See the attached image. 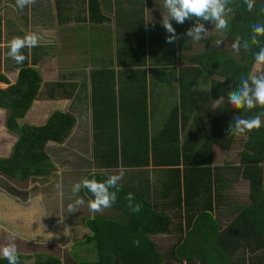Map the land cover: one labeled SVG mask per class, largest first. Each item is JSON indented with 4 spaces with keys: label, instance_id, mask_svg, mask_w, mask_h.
<instances>
[{
    "label": "trees",
    "instance_id": "16d2710c",
    "mask_svg": "<svg viewBox=\"0 0 264 264\" xmlns=\"http://www.w3.org/2000/svg\"><path fill=\"white\" fill-rule=\"evenodd\" d=\"M87 1L88 9L84 13L87 11L90 20L96 17L97 23L105 21L96 3ZM258 1L253 12L249 13L243 6V0H230L229 7L233 11L228 15L229 30L225 32L227 43L232 45L237 37L241 38L242 43L245 40L250 42L252 26L264 23V0ZM237 4L241 6L237 7ZM55 8L60 23L71 19L72 10L65 11L59 3ZM78 13L73 8V18H79ZM131 16L113 40L115 60L108 59L107 66L101 68L95 67V59L89 60L90 65H93L88 75L92 125L95 141L99 138L105 145V164L115 165L116 144L112 131L120 124L129 133L125 146L129 148L133 144L137 158L143 160L144 164L149 163L152 151L158 166L174 167L165 173L167 182L161 192L164 197L172 199L175 207L186 209L188 225H192L186 242H190L192 237L197 240L196 243L192 241L189 247L187 243L180 246L178 254L182 258L188 261L197 259L198 264H264V125L247 135L243 150L239 152L238 164L232 166L241 179L247 182L250 202L226 228H220L209 214L213 210L212 197L217 200L216 204L221 203L227 183H230L219 178L217 172L215 175L210 165L212 154L209 155L210 149H206L209 146L207 142L211 141L210 132H203L204 135L198 139L197 134L203 129L197 128L195 132L188 131L186 142L183 143L181 139L183 129L191 121L187 119L185 122L184 119L181 122V116H185L191 107V95L195 93L196 83L200 79L220 78L223 83L211 81L210 89L219 98L228 101L227 93L239 86L241 76H247L250 67L255 64L254 54L264 47V37H257L259 44L251 45L248 51L241 47L240 53L236 54L237 60L216 48H206L200 55L191 58V67L176 69L181 60L178 53L191 39L184 34L195 21L176 24L179 39L169 44L166 42V31L162 33L154 25L147 28L143 22L135 23ZM204 24L207 26L209 23ZM22 54L26 60L17 66L19 73L16 84L0 89V109L8 113L7 128L18 135L11 156L0 158V173L17 180L49 174L52 164L44 151V145L47 142H63L73 125L71 116L60 113L53 114L40 127L18 124L37 97L41 83L38 72L28 66V55L26 52ZM40 58L34 57L32 64L35 65ZM147 66L156 68L148 72ZM116 75L118 83L115 82ZM0 84L8 85L3 77H0ZM54 87L66 86L56 84ZM75 90L73 86V92ZM63 92L68 96L65 89ZM260 111L264 109L248 111L244 118ZM157 116L163 121L158 123L160 129L155 126L156 134L151 135V120L154 121ZM229 120L230 117L220 118V122L225 125L222 124L219 134L224 137L214 141L218 145L227 141L225 148L233 140L238 142L229 133ZM204 140L207 141L203 146ZM180 166H185V169L182 170ZM97 179L103 180L105 177L98 176ZM198 197H202L203 202L193 206ZM138 200L137 203L143 205L142 210L139 213L125 211L129 220L125 224H120L116 219H99L90 224L93 235L87 244L94 245L98 261L83 264H115V259L121 264H163L162 253L149 240V236L169 232L172 220L164 213L166 209L163 213L157 212L155 206L145 200ZM183 203L186 207H182ZM113 205L122 211L125 209L121 202L116 201ZM137 220L142 222L137 223ZM133 240H139L140 246H134ZM20 259L21 264H25L22 256ZM0 264H7V261L0 257ZM35 264L61 262L57 258L47 257Z\"/></svg>",
    "mask_w": 264,
    "mask_h": 264
},
{
    "label": "crops",
    "instance_id": "0c3cea01",
    "mask_svg": "<svg viewBox=\"0 0 264 264\" xmlns=\"http://www.w3.org/2000/svg\"><path fill=\"white\" fill-rule=\"evenodd\" d=\"M151 1L153 2L155 0ZM93 2L96 3L101 16L106 19L102 23H97L99 21L96 20V17L90 20L87 11L85 12L86 14L84 13V10L88 9L87 0H36L35 5L26 7L23 11L15 7V0H0V77L6 79L7 75L10 76L16 70H19L17 69L18 65L15 61L6 55L8 49L5 45L13 37H23L33 32L40 36L38 46L31 49L25 48L27 50L24 49L22 51L28 55L29 60L27 63L29 67H38V65H41L45 60L50 58L62 59L67 57L69 59L79 58L82 65H89L90 72L93 70V65L89 63L90 58L96 60V68H101L103 65H106L107 60L110 58L115 60L116 47L113 40L116 39L115 35H117V32L122 30L126 23H128L130 15H132L131 17L135 23L143 22L149 28L151 25L158 26L154 18H152L153 10H162L159 1L154 2V5L153 3H144V0H92V4ZM58 3L61 7H64L65 11L72 10L69 21L62 23L58 21L55 8ZM73 8L77 13L80 12L78 13L79 18H73ZM34 57H41L35 65L32 64ZM147 71L150 72L151 69ZM17 73L19 71L15 74ZM117 78L118 76L116 75V83H118ZM16 80L17 77H15ZM6 81L8 85L0 84V89H5L7 86L13 85L10 84L9 79H6ZM56 84L66 86L57 89L63 94L64 89L67 91L68 96L64 95L69 102L67 107L70 108L72 104L71 100H73V94L75 93L73 92L74 85H68L64 82H58ZM53 96L51 95V97ZM88 101L90 108V135L83 138L76 136L73 140H70L73 143V148L75 150L79 149L78 153H75V151L73 153L71 152L73 154L72 157L74 155L79 156L77 157L78 165L77 163L73 165V161H67V165L54 164L50 160L52 164L50 170L52 176L54 173L58 175L57 180H55L56 182H54L56 186L52 184L53 191L48 193L45 185L41 182V186H37L36 184L35 187L33 181L35 178H40L39 181H41L49 177L50 172L44 176H29L25 180L15 179V181L21 183L20 187L18 185L12 186L15 188L16 194L6 190L4 187L0 188V244L6 242L9 233H14L16 235L15 243L21 256L24 258L25 264H35L38 258L44 260L47 257L57 258L61 264L95 263L98 261L97 254L91 252L92 249L95 251L94 245L87 244L88 239L93 235L90 224L99 219H102V221L116 219L120 224L128 222L129 220L126 218L128 214L125 211H132L127 207L128 202L126 196L128 193H133L135 203L140 199L150 203L153 207L155 206L157 212L163 213L164 209H166L164 213L172 220L169 232L149 236V240L155 243L158 250L162 253L163 264H198L199 260L192 259L188 261L178 254L180 246L183 244L187 243L189 247L192 241L197 242L193 237L191 238L192 240L189 239L190 242H186L187 235L190 236L192 228V225H188V213L186 209L183 208L180 210L178 207H175L172 199L164 197L161 192L167 182L165 173L171 171L174 167L158 166L152 151L150 153L149 163L144 164L143 160L137 158L136 147L133 144L129 148L125 146L128 143L129 133L120 124L112 131L116 144L115 165H109L108 163L106 165V158L103 156L105 155V145L99 138H96L95 141V132L92 125L90 88ZM46 107L48 106L46 105ZM78 107V105H74L73 112L78 111L76 110ZM0 111L5 112L1 109ZM55 113L65 114L64 111H60L59 109L57 111L56 109L48 116L44 124ZM67 115L73 119V125L63 142L66 140V142L69 141L68 138L71 135L73 127L78 122L74 115ZM162 121L158 116L154 121L151 120V135L156 134L155 126L160 129L158 123ZM74 135L72 134V136ZM89 141L91 143L89 147L86 145L85 149L81 150L80 147H75L77 143L87 144ZM63 142H47L44 151L51 146V150L56 149L59 153L64 152L62 149L64 147ZM210 165L214 168L215 175L217 172L219 178L230 182L224 190L221 203L216 204L217 200H214V197H212L213 210L209 212L212 218L218 222L220 228H226L228 223H232L238 215L237 212L236 214L231 213L227 215L228 213L226 211L227 205H230L229 207L235 205L238 199L234 195L235 192L229 187L230 184L236 182L237 177L239 178V175L236 176L237 172L232 168V166L237 165H229L231 168L228 165L221 167L212 165L211 160ZM180 168L183 170L185 166H180ZM226 169L231 170V173L228 175L224 173ZM121 172L123 173V179L119 182L120 191L117 192L116 201L122 203V208H125L123 211L115 205L105 209L102 213H92L86 206L76 213H69L67 211V205L74 200L71 191L73 184L85 177L92 178L94 176L97 178L100 176L106 179L110 175ZM233 172L236 175H232ZM51 180L54 181V179ZM55 187H57V191ZM47 189L49 190V187ZM80 195L84 196L86 201L92 199L91 194L86 193V190H82ZM45 197L48 198L47 205L43 201ZM50 201L52 202V206H48ZM194 202L193 206H199L203 202V198L198 197ZM197 203L199 205H196ZM192 204L193 201L191 207ZM182 207H186L185 203L182 204ZM136 222L141 223L142 221L137 220ZM90 255L96 258V260L91 261ZM115 264L121 263L115 259Z\"/></svg>",
    "mask_w": 264,
    "mask_h": 264
},
{
    "label": "rangeland",
    "instance_id": "374dc122",
    "mask_svg": "<svg viewBox=\"0 0 264 264\" xmlns=\"http://www.w3.org/2000/svg\"><path fill=\"white\" fill-rule=\"evenodd\" d=\"M160 7L162 6V10L156 11L153 10L152 18L156 21V24H158L159 29H161V32L164 33L165 29L161 26L160 21L162 20V15L165 14V9L163 8V0H144V3H153L158 2ZM256 2H260L256 0ZM151 9V8H150ZM227 19H229V16H227ZM155 23V22H154ZM173 24V27L175 28L176 23L175 21H171ZM206 29L209 31L207 40H202L201 42H194L192 39H190L189 42L186 43L185 48L178 53L179 56H181L180 62L176 65V69H180V67H191V58L196 57L200 55L206 48H216L220 52H223L226 55L232 56V58L236 59V53L232 49L231 45L227 43L225 32L224 33H218L214 30L213 24L205 25ZM160 33V32H159ZM222 40V44L220 46L216 45L217 40ZM114 62H112V66ZM89 65H82L79 58H72L69 59L67 57H64L62 59L58 58H50L48 60H45L41 65H38V67L33 66L32 69L38 72L41 83L39 85V93L35 100L33 101L30 109L26 113V115L18 121V124H27V125H34V126H42L44 125L45 120L48 118V116L54 112L56 109L60 111H64L65 114H71L74 115L77 123H75V127H73V130L71 132L70 137L68 138V142H63V151L64 152H58V150L53 149L51 150V146L49 148L45 149V153L48 155L49 160H52L54 164H64L67 165V161L72 162L73 165L77 163L78 159L77 155L71 154L73 151L75 153H78L79 149L75 150L73 148V143L70 140H73L76 136L79 137H88L90 135L89 133V126H90V108H89V80H88V73H89ZM154 69L156 67L147 66L146 70ZM19 70H16V72ZM15 72V73H16ZM11 74L10 76L7 75L6 79L10 81V84L15 85V77H17V74ZM260 75L264 74V65L257 66L254 64L252 67H250L248 75ZM247 75V76H248ZM214 81L217 83L222 84L223 81L220 80V78H210L207 80L200 79L199 82L196 83L194 87V93L191 95V107L190 109L185 112V116H181V122L185 119V122L187 119L191 120L188 123V126L183 129L182 131V141L183 143L188 140V131L195 132L196 130L203 129L197 134L198 139L201 138L204 134H202L205 131L210 132L211 135V141H208L207 143L209 146L206 149L209 150V155L212 154V165L221 166L224 165H231V164H238V157L239 152L243 150V143L246 141L247 137H237L238 142L236 143L234 140L233 142H229L228 147L225 148V143L227 141H224L222 145L215 144L214 141H219L220 137H224L219 132L221 131L222 124L225 125V123L220 122V118H229L230 125L234 122V117L236 115H241L242 118H244L248 111L244 109L237 110L233 106L229 104L228 101H225L217 96L216 93H213L210 89V82ZM58 82H64L68 85L73 84L76 87L75 93L73 94V100H71L72 104L69 107V102L66 100V96L58 90L55 85ZM83 84V86H82ZM68 88V87H67ZM206 94V95H205ZM51 95H54L51 97ZM206 97H205V96ZM77 99V100H75ZM46 105L48 107H46ZM54 105V106H52ZM78 105L79 107L76 109L78 111L73 112V106ZM51 106V107H50ZM54 110V111H52ZM78 114V115H77ZM193 116V117H191ZM7 119H8V113L0 111V158L7 159L9 158V155L13 152V147L15 143L17 142V134L13 133L11 134V131L7 128ZM217 122V123H213ZM79 128V129H76ZM198 128V129H197ZM72 134H75L72 136ZM196 136V137H197ZM89 139V138H88ZM90 140V139H89ZM236 140V139H235ZM207 140H204L203 146L206 145L205 142ZM240 141V142H239ZM89 143H77L75 147H80V149H85L86 145L89 147ZM186 145V144H185ZM224 145V146H223ZM187 146V145H186ZM45 147V145H44ZM54 148V147H53ZM212 153H211V152ZM204 152H207L204 150ZM70 157V158H69ZM62 162V163H60ZM78 165V163H77ZM262 168L264 169V164L262 165ZM57 169V168H56ZM53 172V171H52ZM224 173L230 174L231 170H225ZM264 174V171H263ZM232 175H236L234 172ZM237 174L236 176H238ZM58 175L56 173L53 174L50 172V176L39 181L40 178H35L34 184L36 187L41 186L40 182L43 183L46 187V191L50 193V191H53V186H56L54 182L57 180ZM51 179H54L52 181ZM39 181V182H38ZM6 183V184H3ZM21 183L15 181V179L10 178L8 176H5L4 174L0 173V188H7L18 185L20 187ZM10 185V186H9ZM24 185V184H23ZM228 186V183H227ZM49 187V190L47 189ZM229 187L232 188V190L235 192L234 195L237 196V203L235 205H232L229 207L227 205V215L233 213V214H239L240 210L244 208L246 205L249 204V196L247 191V182L242 180L239 176L238 180L234 184H230ZM55 190L57 191V187H55ZM231 190V191H232ZM229 193V192H228ZM35 195V194H34ZM2 198V197H1ZM47 197L43 198V201L47 205ZM49 202V201H48ZM48 206H52V202L48 203ZM228 217V216H227ZM243 249V247H241ZM94 254L96 253L93 249L91 250ZM92 255V253H91ZM90 255V257H91ZM89 257V260H90ZM96 258L91 257V261H95ZM37 261H42L41 258H38Z\"/></svg>",
    "mask_w": 264,
    "mask_h": 264
},
{
    "label": "clouds",
    "instance_id": "9594fccd",
    "mask_svg": "<svg viewBox=\"0 0 264 264\" xmlns=\"http://www.w3.org/2000/svg\"><path fill=\"white\" fill-rule=\"evenodd\" d=\"M36 4V0H15V7L23 11L26 7ZM230 0H163L165 14L160 21L161 26L165 29L166 42L171 44L179 39L171 21L176 24H184L188 20H194L193 25L184 34L194 42L207 40L209 31L206 29L204 22L214 25V30L218 33H224L229 30L227 16L232 13L229 7ZM256 0H243V6L251 13L255 9ZM237 4V7H240ZM257 37H264V23H256L252 26V35L250 42L241 41L237 37L231 47L236 54L240 53L241 47L248 51L251 45L259 44ZM40 36L33 32L23 37H13L5 47L8 49L6 55L14 60L17 65H22L26 56L22 54V49L33 48L38 46ZM222 40H217L216 45L220 46ZM254 61L257 66L264 65V47H261L254 54ZM227 100L235 109H244L252 111L260 108L264 109V74L241 76L240 84L234 91L227 93ZM264 125V111L255 113L249 118H242L241 115L234 117V122L229 126L230 135L246 138L253 131H258ZM123 179V173L113 174L106 179L98 180L92 178H83L72 185L71 191L74 197L72 203L67 205L69 213H76L81 208L87 207L92 213H102L105 209L110 208L117 200V192L120 191L119 182ZM86 190L91 194L92 199L85 200L80 193ZM127 207L134 213H139L143 205L134 203L135 196L128 193L126 196ZM5 231H7L5 229ZM16 235L9 233L5 243L0 244V257L7 261V264H21L20 252L15 243ZM133 245L140 246L139 240H133Z\"/></svg>",
    "mask_w": 264,
    "mask_h": 264
},
{
    "label": "flooded vegetation",
    "instance_id": "af4514ba",
    "mask_svg": "<svg viewBox=\"0 0 264 264\" xmlns=\"http://www.w3.org/2000/svg\"><path fill=\"white\" fill-rule=\"evenodd\" d=\"M3 184H6V183H3ZM6 186H7V184H6ZM9 186H10V185H9ZM4 188H5V187H4ZM6 190H8V191H12V192H14V193L16 194V190H15L14 187H7ZM17 193H18V192H17Z\"/></svg>",
    "mask_w": 264,
    "mask_h": 264
}]
</instances>
